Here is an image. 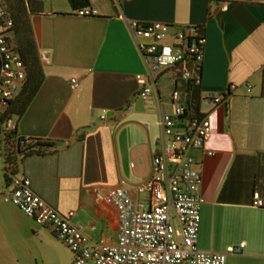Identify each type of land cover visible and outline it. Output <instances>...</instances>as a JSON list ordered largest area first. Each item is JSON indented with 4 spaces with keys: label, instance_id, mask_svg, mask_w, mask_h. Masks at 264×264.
<instances>
[{
    "label": "crops",
    "instance_id": "obj_1",
    "mask_svg": "<svg viewBox=\"0 0 264 264\" xmlns=\"http://www.w3.org/2000/svg\"><path fill=\"white\" fill-rule=\"evenodd\" d=\"M39 1L44 10L31 24L45 80L16 132L50 146L22 157L14 176L29 178L61 214L74 212L89 246L116 242L110 195L125 183L139 198L137 187L152 177L176 78L165 71L149 104L138 97L136 77L148 70L127 20L163 22L171 39L198 25L207 42L194 103L212 127L205 147L189 152L203 179L198 248L223 253L245 244L226 264H264V207L254 205L257 186L264 199V0H89L91 16H80L69 0ZM216 94L223 104L200 99ZM3 156L0 195L11 187ZM72 263L50 228L0 196V264Z\"/></svg>",
    "mask_w": 264,
    "mask_h": 264
},
{
    "label": "built area",
    "instance_id": "obj_2",
    "mask_svg": "<svg viewBox=\"0 0 264 264\" xmlns=\"http://www.w3.org/2000/svg\"><path fill=\"white\" fill-rule=\"evenodd\" d=\"M228 4L225 3L223 10H228ZM78 14L96 13L83 9ZM127 21L148 70L146 75L136 77L138 97L149 104L162 73L172 71L176 78L170 95L173 111L161 116V148L152 160V177L137 187L139 198L133 196L125 183L110 195L117 214V241L89 246L90 240L82 226L72 221L75 213L58 212L34 192L29 178L11 175V187L3 202L50 228L72 252V264H226L228 256L240 254L245 244L223 253L198 248L203 179L196 172L195 160L189 152L203 149L212 134L211 121L194 109L192 98L201 85L200 71L207 42L203 28L187 25L171 39L170 28L163 22ZM27 76L26 64L15 41L13 16L5 0H0V144L4 150L36 143L17 135L15 116L10 112ZM77 87V80H73L71 88ZM200 99L216 106L225 102V96L220 94ZM159 103L162 104L161 100ZM106 116L104 111L101 119L104 121ZM254 205L264 207L258 186Z\"/></svg>",
    "mask_w": 264,
    "mask_h": 264
},
{
    "label": "trees",
    "instance_id": "obj_3",
    "mask_svg": "<svg viewBox=\"0 0 264 264\" xmlns=\"http://www.w3.org/2000/svg\"><path fill=\"white\" fill-rule=\"evenodd\" d=\"M69 2L74 10L90 7L89 0H69ZM5 3L13 16L17 49L22 55L28 71L25 86L20 95L12 102L10 108L12 115L18 119L26 113L45 80L39 48L31 24V15L43 12L44 4L39 0H5ZM195 91L193 99H195ZM197 106L195 104L193 107L199 112L196 108ZM46 146H50L49 143L36 141V143L30 144L25 148L20 146L5 148V179L7 183L10 182L11 175L17 174L18 165L22 157L34 153H43L42 147Z\"/></svg>",
    "mask_w": 264,
    "mask_h": 264
},
{
    "label": "rangeland",
    "instance_id": "obj_4",
    "mask_svg": "<svg viewBox=\"0 0 264 264\" xmlns=\"http://www.w3.org/2000/svg\"><path fill=\"white\" fill-rule=\"evenodd\" d=\"M13 121H14V123H16V121H17L16 116L14 117ZM3 155H4V147L0 144V157L2 159V162H0V186H2V181H3V165H4L3 164L4 163V156ZM4 191H6V190H4ZM0 196H1V199L3 201L4 194H1Z\"/></svg>",
    "mask_w": 264,
    "mask_h": 264
}]
</instances>
